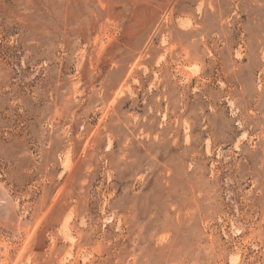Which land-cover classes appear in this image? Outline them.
<instances>
[{
    "label": "rangeland",
    "instance_id": "obj_1",
    "mask_svg": "<svg viewBox=\"0 0 264 264\" xmlns=\"http://www.w3.org/2000/svg\"><path fill=\"white\" fill-rule=\"evenodd\" d=\"M0 264H264V0H0Z\"/></svg>",
    "mask_w": 264,
    "mask_h": 264
}]
</instances>
